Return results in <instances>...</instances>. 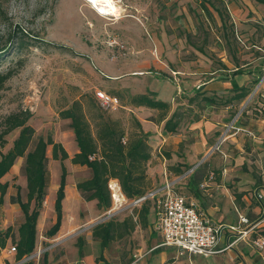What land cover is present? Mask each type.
I'll return each mask as SVG.
<instances>
[{
  "label": "rangeland",
  "instance_id": "obj_1",
  "mask_svg": "<svg viewBox=\"0 0 264 264\" xmlns=\"http://www.w3.org/2000/svg\"><path fill=\"white\" fill-rule=\"evenodd\" d=\"M119 5L120 14L116 17L98 13L85 0H0V48L12 46L9 33L13 32V28L23 30L16 31L14 39L21 41V46L12 47L5 55L6 59H0V72L13 71L0 88V124L7 114L28 108L32 112L28 124L34 127L35 137L50 134L72 154L77 143L69 119L59 117L61 109L69 107L81 94L92 95L102 107L95 91L112 94V90H119L124 95L123 100H119V106L113 110L102 108L121 120L127 136L134 129L130 113L153 116L154 120L160 116L159 111L153 108L128 110L124 104L133 94L127 86L133 89L132 93H142L145 84L150 83L157 88L164 82L157 99L170 102L175 94L166 118L175 110L178 122L175 132L180 131V135H175V132L171 135L181 138V141L180 144L174 141L169 145L168 152L164 147L158 152L159 145L150 144V133L148 142L151 152L164 162L161 167H165L163 172L153 175L150 171L158 167V163L151 166L150 159L147 167L150 187L172 181L175 191L188 198L190 194L198 196L201 193L196 189L197 184L203 180L204 174L209 180L208 171L212 170L210 179L215 181L217 171L223 168L233 172L228 177V182L233 185L236 169L240 174L249 173L251 165L248 158L243 161L236 159L234 145H223L225 134L242 130L237 129L235 121L241 123L244 118L264 113V109H256L259 101L264 103V97L258 93L264 86V11L257 9L252 0H121ZM237 69L246 75L253 71L257 77L247 85L250 92L243 100L231 99L235 90L223 92L222 86H218V90L208 89L207 82L211 78L221 84ZM208 95L216 97V103L208 104L201 99ZM194 96V101H191ZM87 100V97L83 99L84 109L94 130ZM217 121L230 122L225 125L224 133L216 143L203 154L204 151L197 148L201 145L198 142L201 137L199 134L197 137L191 126L200 132ZM18 132L19 128L5 136L6 143L0 146V153L11 147ZM219 133V130L213 131L205 137L210 136L208 141L211 143ZM164 135L168 137L170 134ZM182 142L186 143V149H191L189 155ZM178 145L180 153L175 152ZM222 151L228 152L227 156ZM46 152L49 170L46 193L51 198L58 186L61 163L66 164V170L71 169L76 182L91 176L90 168L85 165L74 166L69 160L61 162L52 159L50 145ZM175 153L179 157H191L190 161L184 159L185 163H179L178 168L181 166L182 172L175 169L178 163ZM169 158L172 161H168ZM20 175V178H12L17 183L15 189L17 186L21 188L26 180L22 169ZM25 192L26 187H23L24 200ZM127 205L111 209V204L104 210L96 204L94 207L84 203L80 209L81 218L91 209L96 210L98 215L88 218L75 232L84 237L98 222L110 217L121 220L134 214L136 208ZM40 240L42 237L30 254H35L38 248L41 254L32 259H42L43 252L48 248L44 240ZM136 243L126 236L113 249L131 250ZM196 258L212 264V257L195 255L194 260Z\"/></svg>",
  "mask_w": 264,
  "mask_h": 264
},
{
  "label": "crops",
  "instance_id": "obj_2",
  "mask_svg": "<svg viewBox=\"0 0 264 264\" xmlns=\"http://www.w3.org/2000/svg\"><path fill=\"white\" fill-rule=\"evenodd\" d=\"M252 1L257 9L264 11V3L256 0ZM255 75L253 71L246 75L237 69L234 75H231L228 79L225 77V80L221 82V84H217V81L211 78L207 82L209 86L208 89L210 91L218 90L217 87L222 86L224 87L223 92H227L229 89L234 90L235 87H247L251 81L257 80ZM127 87L131 91V94H137L132 93L133 89L129 86ZM163 88L164 82L157 85V88L147 83L145 84L144 92L149 89L156 93L154 96L157 98L162 93ZM258 91L260 96L264 97V86ZM174 97L175 94L171 97V101ZM210 97L216 98L214 96ZM258 105L259 107L256 109H264V103L259 101ZM126 108L133 111V108L142 110L148 107L127 106ZM245 108L247 109V106ZM136 117L140 120L143 130L151 133L152 138L150 144L152 146L153 144L156 146L159 145L158 152H160V149L163 147L168 152L169 148L167 147L172 145L174 141L180 144L179 141H181V138L176 139V137H174V139L171 135L173 134L172 132L164 131V122H162V120L158 122V119L154 120L153 116L145 117L139 114H137ZM244 119L245 120L241 123L237 121L234 122L237 129L240 128L242 130L226 133L223 145L227 143L234 145L233 147L237 149L236 159H242L243 161V159L247 160L248 158L251 171L249 173L242 172L240 174L238 169H236V177L232 182L234 184L230 185L228 177L229 174L233 172H230L228 168H223L220 172L217 171L218 176L215 181L210 179L213 171L209 170V180H206L207 174H204L203 180L197 184L196 189H198L201 195L196 196L195 194H190L189 198L186 196L188 201L193 203L215 223L223 224L224 229L219 247H223L227 243L234 241L228 249L209 256L212 257V264H264V248H259L254 244L255 240H264V113L255 114ZM228 122L217 121L216 124L210 123L205 127V131L200 132L197 131L195 126H191V129H195V132H197V137L198 134L201 137V140L198 142L203 146L197 145V148L201 152L204 151L203 154H205L224 133L225 125ZM218 130L220 131L218 137L214 142L210 143L208 141L210 136L206 139L205 135L208 136L210 135L208 133ZM247 131L252 134L247 133ZM176 132L175 135H180V131L178 133ZM165 133L170 135L166 137L164 135ZM60 143L62 144V142ZM182 143L184 144L183 149L187 151L188 154L191 149H186V143ZM230 144H228V146H230ZM179 147L180 145H178V147L175 146V152L180 153ZM77 151L78 147L76 146L72 154L68 152L69 157L64 159L63 162L66 160L71 162V157ZM178 153H175L176 159L178 160V163L175 164L177 168L179 163H185V161H190L191 159L190 156L186 155L179 157L177 156ZM227 153L228 152H223L226 156ZM196 154L198 155L199 153L196 152ZM154 157V152H151L150 165L154 166L158 163V167L152 169V171H150L149 168V171L150 173L152 172L153 175H156L155 172H163L165 167H161L162 165L164 166V162H162L161 159ZM169 160L172 161V158H169L168 161ZM164 161L167 163V159ZM23 162V157H17L10 170L1 178L2 181H8L9 185L2 196V201H0V232L5 231L8 227L11 228V232L5 239V245L0 247V264H23L26 261L24 259L26 256L22 259H17L16 251L10 250V247L14 245V242L19 238L18 227L23 221V213L19 203L11 200V198L17 196V192L19 193L20 199L24 200L22 197V190L23 187H26V180L18 190V188L15 189L14 186L17 184L16 181L12 179L15 176L20 178ZM71 164L73 163L71 162ZM64 165L66 166V164ZM73 165L75 166V164ZM177 168L175 169L177 170ZM72 176L71 169L68 168L66 173L65 196L62 200L61 224L58 231L52 236H47L46 231L56 221V212L54 209L55 195L51 198L50 195L47 194L45 197L46 205L44 204L40 210L36 222L35 248H37L39 244L40 237H42V240H44L48 248L43 252L42 259H29L33 261V264H206L204 261L197 258L194 260L195 255H188L187 253L180 254L179 249L175 246L161 244L162 237L154 228L156 205L153 200H150V202L152 201V205L149 206L144 221H142L139 216L144 201L133 206L136 208L133 214L136 225L129 234L123 237L130 236L131 239L137 241L133 249H113V247H117V242L122 238L114 240L111 242L112 244L109 243V245L102 247L100 242L92 237L90 229L86 235L82 237L80 233L75 232L76 228L82 225L88 218L97 216L98 213L96 210L91 209L88 214L84 215V218H81L80 209L83 207L84 203L95 207L96 201H85L83 198V200H81V195L76 187V180ZM201 184L204 186H201ZM24 198L26 199V192ZM228 226H236V230H230ZM42 240H40V242Z\"/></svg>",
  "mask_w": 264,
  "mask_h": 264
},
{
  "label": "trees",
  "instance_id": "obj_3",
  "mask_svg": "<svg viewBox=\"0 0 264 264\" xmlns=\"http://www.w3.org/2000/svg\"><path fill=\"white\" fill-rule=\"evenodd\" d=\"M256 1L264 3V0ZM16 31L23 32L19 27L13 28V32L9 33L12 46L0 48V59H6L5 55L12 47L16 49L21 46V41L14 40ZM12 74L13 71L10 69L0 72V88ZM234 90L236 93L232 96V100H243L250 92L245 86L235 87ZM111 93L118 100L124 98L119 90H112ZM155 94L147 90L130 95L124 106H145L157 109L160 114L157 121L160 122L166 118L170 103L155 98ZM85 97L88 99L86 104L92 111L94 130L84 109L83 99ZM195 97L190 100L194 101ZM201 99L208 104L216 103L215 98L209 96H202ZM175 114L174 110L166 118L164 131L175 132L178 124ZM31 116L32 112L28 108L18 109L7 114L0 124V146L6 143L7 134L19 128L11 147L6 152L0 153V201L9 185L8 181H2L1 178L10 170L17 157L24 158L21 169L26 178V199L21 200L18 192L17 196L11 198L12 201L19 203L23 213V221L18 227L19 238L14 242L17 259L29 255L35 248L36 222L49 184L47 147L51 146V158L54 160L62 162L69 157L64 146L55 141L50 134L46 137H35L34 127L28 124ZM59 117L69 119V125L77 143L78 151L71 157V162L75 165H85L91 170L90 177L76 182V187L84 200H95L99 209H108L111 206L108 187L110 178L119 181L123 194L129 200L145 195L151 189L150 178L147 174L148 163L151 159V146L148 142L150 133L143 130L140 120L133 113H130V118L134 129L127 136L121 120L108 114L90 94H81L79 98L74 99L69 107L59 111ZM91 155H94L92 159L89 158ZM177 171L182 172L180 168H177ZM66 173L67 170L61 163V173L54 200L56 221L46 231L47 236L54 235L61 224ZM17 188L19 190V186ZM149 206L150 199H146L139 213L142 221L146 219ZM135 225L133 214L125 216L122 220L110 217L94 224L91 227V234L102 247H105L112 241L129 234ZM10 232V227L0 232V247L5 245V239ZM23 264H33V261L26 260Z\"/></svg>",
  "mask_w": 264,
  "mask_h": 264
},
{
  "label": "built area",
  "instance_id": "obj_4",
  "mask_svg": "<svg viewBox=\"0 0 264 264\" xmlns=\"http://www.w3.org/2000/svg\"><path fill=\"white\" fill-rule=\"evenodd\" d=\"M96 96L105 109H116L119 100L102 90L95 91ZM232 126V125H231ZM94 155L89 156L92 159ZM108 187L111 195V209H117L128 205L134 206L146 199L153 200L156 205V216L154 222L155 230L162 237V245L175 246L179 253L209 257L231 247L233 242L219 247L224 226L215 223L206 216L193 203L187 200L182 193L175 191L174 182L166 181L158 187L151 188L145 195L129 200L123 194L119 181L115 178L108 180ZM127 205V206H128ZM111 210H109L110 212ZM230 230H236V226H228ZM254 244L264 248V240H255ZM16 251L15 245L10 247ZM41 249L38 248L35 254H30L24 259L29 260L34 256L39 257Z\"/></svg>",
  "mask_w": 264,
  "mask_h": 264
},
{
  "label": "bare ground",
  "instance_id": "obj_5",
  "mask_svg": "<svg viewBox=\"0 0 264 264\" xmlns=\"http://www.w3.org/2000/svg\"><path fill=\"white\" fill-rule=\"evenodd\" d=\"M95 8L98 13H101L105 16H116L118 17L121 9L119 2L121 0H85Z\"/></svg>",
  "mask_w": 264,
  "mask_h": 264
}]
</instances>
